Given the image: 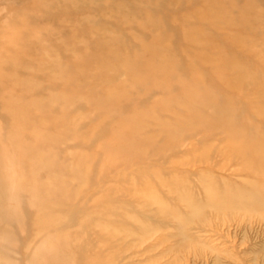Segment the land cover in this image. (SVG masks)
<instances>
[{
	"label": "rangeland",
	"instance_id": "374dc122",
	"mask_svg": "<svg viewBox=\"0 0 264 264\" xmlns=\"http://www.w3.org/2000/svg\"><path fill=\"white\" fill-rule=\"evenodd\" d=\"M0 264H264V0H0Z\"/></svg>",
	"mask_w": 264,
	"mask_h": 264
}]
</instances>
